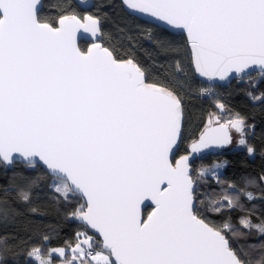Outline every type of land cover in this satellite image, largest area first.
<instances>
[{
	"label": "snow or ice",
	"instance_id": "snow-or-ice-1",
	"mask_svg": "<svg viewBox=\"0 0 264 264\" xmlns=\"http://www.w3.org/2000/svg\"><path fill=\"white\" fill-rule=\"evenodd\" d=\"M122 3L151 17L156 28L186 32L190 63L200 77L251 78L255 71L264 78V0ZM41 8V0H0V165L44 167L56 199L71 205L67 215L81 228L63 246H49L51 236L43 235L26 251V264H264V215L257 221L243 202L257 199L247 190L257 180L225 184L221 163L202 167L198 177L221 185L206 203L190 163L193 154L231 144L233 131L253 154L245 119L226 117L218 100V112L208 114L177 158L185 113L175 89L150 82L134 58L106 45L100 16L78 14L69 5L45 18ZM81 30L96 38L87 50L77 43ZM175 67L184 71L179 61ZM252 99L264 102V93ZM37 179L20 175L0 191L5 221L14 211L12 193L37 212L31 207ZM258 183L264 185V173ZM146 201L152 210L144 218ZM237 209L246 214L236 222L224 218L225 210ZM207 212L222 219H209ZM253 232L259 243L237 246ZM4 240L0 260L10 251Z\"/></svg>",
	"mask_w": 264,
	"mask_h": 264
},
{
	"label": "trees",
	"instance_id": "trees-1",
	"mask_svg": "<svg viewBox=\"0 0 264 264\" xmlns=\"http://www.w3.org/2000/svg\"><path fill=\"white\" fill-rule=\"evenodd\" d=\"M71 6L78 14H92L101 17L103 42L114 48L116 54L134 58L146 71L150 82H157L168 86L181 96L184 107L183 138L176 150V156L184 155L193 137H198L210 112H218L216 102L219 100L226 105V117H234L237 113L245 119L246 138L254 146L255 152L249 154L242 146L240 149H218L215 154L197 158L191 167L193 178L198 182V195L206 203L213 193H219L221 185L216 179L198 177L197 168L211 166L213 163L226 165L219 172L221 181L243 185L245 179L257 180V183L248 185L247 190L253 191L257 199L251 202L244 200L245 207L257 219L264 215V201L259 199L264 185L258 183V177L264 173V102L253 100L252 96L264 93V78L258 73H252L251 78H237L226 86L217 85L216 94L203 96L199 89L204 85L194 74L191 66L188 44L183 33L175 34L163 28H156L153 24L129 14L123 9L120 0H93V7L84 10L74 0H43L41 16L52 18L63 9ZM151 30V36L145 30ZM79 46L86 50L88 43L81 42ZM179 61L184 71L176 70ZM252 95H249V94ZM233 142V141H232ZM232 144V143H231ZM229 144V145H231ZM20 175L30 178H39L33 188L31 207L37 208L33 213L30 207L14 199V193L8 197V204L14 211L5 221L0 214V248L6 238L10 249L4 256L12 257L15 264H26V251L36 241L47 234L51 236L49 246H63L65 241L74 239L76 232L81 228L74 219L67 215L71 205L56 199L57 194L50 185L53 183L50 175L39 166L28 168L25 164L5 167L0 165V191L11 188L14 179ZM0 199H3L0 197ZM75 201H72L74 204ZM201 208L204 205H199ZM151 208L144 211V216ZM246 213L239 209L228 212L225 217L231 216L236 222L237 218ZM209 219L220 222L222 217L207 212ZM259 243L255 232L239 238L237 246H247ZM254 259H259V252L253 253Z\"/></svg>",
	"mask_w": 264,
	"mask_h": 264
},
{
	"label": "water",
	"instance_id": "water-1",
	"mask_svg": "<svg viewBox=\"0 0 264 264\" xmlns=\"http://www.w3.org/2000/svg\"><path fill=\"white\" fill-rule=\"evenodd\" d=\"M42 1H43V0H41V3H42ZM74 1H75V3H76L77 5H79V7H80L81 9H84V10H90V9L93 7V5H92L93 0H74ZM120 2L122 3V0H120ZM122 4H123V3H122ZM123 9L126 10L129 14H131V15H133V16H135V17H138V18L142 19V20L145 21V22H149V23H150V21L152 20V18H151V17H148L146 14L132 13L130 10L126 9V7L124 6V4H123ZM86 14H88V13H86ZM151 24H152V23H151ZM161 28L166 29V30H168L169 32L171 31V32H173V33H175V34L183 33V34L185 35L186 42H187V35H186V32H184L183 30L175 29V28H173L172 26H167V25H163V24H162ZM95 40H96L95 37H92L90 33H84L83 30H81V31L77 34V43H78V45H79L81 42L88 43V46H87L86 48H88V47H89V46H90ZM187 44H188V42H187ZM86 50H87V49H86ZM188 50H189V55L191 56V49H190V45H189V44H188ZM193 71H194V69H193ZM252 73H257V72L253 71V72H251V74H252ZM194 74H195V76H196L201 82H203V83H210V84H212V85H220V86H226L227 84H229L230 82H232V81H234V80H237V78H238L237 75H236L235 73H233V74H231L228 78H226V79L223 80V81L219 80V78H216V79H214V80H212V81H209V80H208L207 78H205V77H200L199 74L196 73L195 71H194ZM179 144H180V142H178V146H179ZM178 146L174 149L175 152H176ZM224 147H225V146L220 147V148H217V147L214 146V147H212V148H210V149H205V150H203L201 153L193 154V156L190 158V163H191V165H192V163H193L195 160H197V158H201V157L207 155V153L215 154V153L218 151V149H221V148H224ZM178 157H179V156H178ZM178 157H177V158H178ZM22 164H24V163H22ZM8 167H11V166H8ZM40 168L43 169L45 172H47L46 169H45L44 167H40ZM145 204H146L147 206H143V205H142V213H143V216H144V211H145V209H147V208H151V210H152L151 202L146 201ZM151 210H150V211H151ZM146 217H147V215L144 216V218H146ZM74 221H75L77 224H80L77 220H74Z\"/></svg>",
	"mask_w": 264,
	"mask_h": 264
},
{
	"label": "rangeland",
	"instance_id": "rangeland-1",
	"mask_svg": "<svg viewBox=\"0 0 264 264\" xmlns=\"http://www.w3.org/2000/svg\"><path fill=\"white\" fill-rule=\"evenodd\" d=\"M202 87H204V88H211L212 89V92L211 93L202 94L204 97L205 96H208L209 94L211 96H214V97L218 96L216 94L217 88L215 86H208V85L204 84ZM238 140H239L238 134H236L233 131V142H232L231 145H226L227 146L226 148H229V149H240V148H242V146L238 144ZM221 164H222V167L220 169H218V174L222 170V168L226 165V161L222 162ZM199 169H201V168H197L195 172L197 173ZM14 262L15 261H13V258L12 257H8V256H6V257L4 256V258L2 260H0V264H15Z\"/></svg>",
	"mask_w": 264,
	"mask_h": 264
},
{
	"label": "built area",
	"instance_id": "built-area-1",
	"mask_svg": "<svg viewBox=\"0 0 264 264\" xmlns=\"http://www.w3.org/2000/svg\"><path fill=\"white\" fill-rule=\"evenodd\" d=\"M203 83V82H202ZM203 84H206V85H208V86H215L216 88H217V85H212V84H210V83H203ZM210 95V94H209Z\"/></svg>",
	"mask_w": 264,
	"mask_h": 264
}]
</instances>
